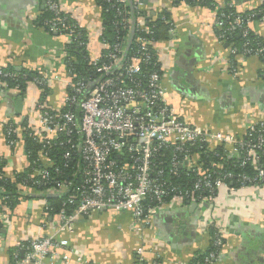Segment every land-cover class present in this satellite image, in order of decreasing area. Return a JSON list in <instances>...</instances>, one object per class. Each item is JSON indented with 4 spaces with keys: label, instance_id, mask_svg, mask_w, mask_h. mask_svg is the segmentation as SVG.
Returning <instances> with one entry per match:
<instances>
[{
    "label": "crops",
    "instance_id": "1",
    "mask_svg": "<svg viewBox=\"0 0 264 264\" xmlns=\"http://www.w3.org/2000/svg\"><path fill=\"white\" fill-rule=\"evenodd\" d=\"M226 0H215V9L181 4L171 0H133L148 18L168 9L174 33L155 47L162 67V85L172 109L187 122L223 134L243 138L252 118L264 119L263 62L255 56L237 55L239 74L229 70V46L218 39L216 20ZM64 11L73 15L89 38L91 55H99L100 8L96 0H61ZM264 0H233L239 12L257 9ZM45 9L44 0H0V67L34 71L47 77L53 110L65 106L71 79L66 66L67 37L46 32L34 23ZM250 30L264 38V20L253 21ZM42 90L29 83L25 96L0 86V161L6 162L7 176L23 171L28 164L24 127L40 128L34 108ZM18 129L17 142L9 147L3 137L4 123ZM5 129V128H4ZM32 194L10 211L8 224L0 220V264L10 262V250L21 258L32 237L53 235L58 215H49V198ZM216 198L210 206L169 204L156 210L152 225L138 233L128 212L94 211L79 219L73 233H61L67 240L47 264H134L138 247L145 248L148 264H188L197 253L210 248L209 228L223 222L225 245L214 264H264V191L239 190L237 195ZM26 245V246H25ZM20 248V249H19Z\"/></svg>",
    "mask_w": 264,
    "mask_h": 264
},
{
    "label": "built area",
    "instance_id": "2",
    "mask_svg": "<svg viewBox=\"0 0 264 264\" xmlns=\"http://www.w3.org/2000/svg\"><path fill=\"white\" fill-rule=\"evenodd\" d=\"M45 1L56 19L46 22L43 29L65 35L69 45L75 30L67 18L61 17L64 11L61 0ZM230 1L231 6L234 5L233 0ZM107 2L120 7V20L115 26L127 34L116 38L114 44L101 40L106 53L91 55L88 48L97 82L77 84L71 77L67 82L69 93L65 106L53 110L38 103L34 113L40 128H27L29 136L41 147L33 166L28 161L26 169L32 168L31 172L17 185L25 195L67 197L57 214L59 220L55 232L32 237L24 256L8 264H47L58 249L69 247L67 240L57 241L56 237L61 233H73L76 222L94 211L128 212L134 231L143 233L152 225L156 210L165 205L197 203L198 206H210L223 193L237 195L239 190L248 188L264 191V159L261 155L264 152V119H251L246 132L256 134L255 140L251 141L184 120L166 100L156 43L146 25V21L153 18L139 16L133 20L126 11L129 0ZM68 15L74 18L70 13ZM253 17L251 15L247 20L248 29ZM226 19L223 13L217 16L216 29H224ZM237 25L241 27L243 21L238 19ZM135 28L142 35L135 39L136 50L129 52ZM243 35L247 36L246 30ZM218 39L224 42V35ZM263 53V48H247L241 55L259 58ZM231 55H238L235 47L229 48V57ZM228 64L236 77L240 71L238 66L233 67L230 59ZM5 78L15 79L17 75L0 67V79ZM50 81L41 75L32 83L42 87L48 86ZM0 86L8 87L2 80ZM14 90L20 93L18 87ZM4 126L3 137L9 147H14L17 140L13 137L18 134V129L8 122ZM217 146L223 147L231 157H240L241 167L253 166L255 175L227 172L220 176L216 173L220 164L206 168L200 158L202 153L198 151ZM166 153H171L170 158L161 160ZM166 163L169 169L164 167ZM23 171L13 173L11 178L5 171L4 177L15 182L16 175ZM183 175L189 180L183 179ZM179 181H186V184ZM229 181H234L236 186L230 185ZM5 200L0 196V220L7 225L10 210ZM67 206L75 209L68 213ZM211 225L219 229L214 245L220 249V254L225 245L226 229L222 221H212L207 228ZM144 254L145 248L138 247L135 252L138 262L144 261ZM216 255L211 254L210 259H216ZM68 262V257H63V263Z\"/></svg>",
    "mask_w": 264,
    "mask_h": 264
},
{
    "label": "trees",
    "instance_id": "3",
    "mask_svg": "<svg viewBox=\"0 0 264 264\" xmlns=\"http://www.w3.org/2000/svg\"><path fill=\"white\" fill-rule=\"evenodd\" d=\"M45 2V9L42 11V13L36 18L34 21L35 25L37 27L43 28L46 22L48 21H54L56 19L54 13L50 11L46 6ZM97 5L100 8V19L101 24L103 27V32L101 34V40H105L108 44H114L116 41V38L119 36H124L127 34V31L121 30L118 26L116 27L115 24H117L120 20V17L118 15V7L117 5H114L113 3L107 2V0H96ZM225 7L221 8L218 11V16L220 17L221 14H225L227 17L225 22V27L221 31L216 29L217 36L224 35V44H227L229 48L235 47L238 51V55L243 54L245 50L248 48L250 50H256L259 48L264 49V38L256 35L254 32H252L250 29L246 27L247 20L251 15H254V17L251 19V21H260L264 19V3L259 6L257 9L254 10H247L244 12H239L237 7L235 5L231 6V1L226 0L225 1ZM181 4H185L187 6H199V7H207L211 9H215L217 7V3L215 0H171V5L173 8H176L180 6ZM126 11L129 12V15L133 18V20H137L139 16H142L143 18H147V14L142 13L139 11L132 0H129V2L126 5ZM62 18H67V22L74 27L75 35H73L72 43L67 45L66 47V66L67 69L70 71L71 77L74 81V83H90L94 84L98 80V76L96 75V72L93 69V66L91 65L90 61V54L88 51V44H89V38L87 31L81 27L79 22L75 20L74 18H70L68 13L65 11H62L61 14ZM241 19L243 21V25L241 27H238L237 20ZM146 25L152 32V35L150 36L155 43L167 41L171 38V29L174 28V21L172 17V13L165 9L160 13H157V15L153 18L152 21H146ZM135 27V26H134ZM247 31V36L244 37L243 31ZM136 31V32H135ZM47 32V31H46ZM50 34H55L52 32H49ZM57 35V34H56ZM139 35H142L141 32H138L137 28H135L132 38L130 39V43L128 46L129 52L136 50L135 45V39ZM104 51V53H106ZM237 55H231L229 59L231 60L232 66H237ZM259 59L264 64V53L259 56ZM151 68V66L149 65ZM7 71L9 73L17 75V78L11 79V78H5L0 79L2 82H5L8 85V89H15L19 88L20 90V96H25L27 93V89L29 86V83L33 82L35 79H40L41 75L39 73H36L34 71H28V70H21L17 71L15 68H8ZM261 78L264 80V68L261 71ZM42 90V93L40 95V104L41 107H48L47 105V97L50 94V88L49 85H44L40 87ZM66 107H70L67 105ZM66 110V109H64ZM74 111L76 109L74 108ZM23 127L25 129L24 131V141L26 146V151L28 153V161L32 163L36 158V153L40 149V145H38L32 137L29 136L27 132V125L26 123L23 124ZM17 135L13 137V139L17 140ZM256 134H249L246 133L243 137L245 141H251L255 140ZM198 151V150H197ZM198 152H201V160L204 163L206 168H209L213 165L220 164L221 169L216 168V173L223 175L224 173H233L236 175L247 173L250 176L255 175V169L250 164H247L245 167H241V158L233 156L231 157L230 153L224 151L223 147L217 146L214 149H209L204 147V149L199 150ZM171 153H166L165 158L161 160H167V158H170ZM262 158L264 159V152L261 154ZM6 167V162L0 161V196L5 197L6 200L4 203H6V207L13 211L17 205L21 202V199H27L28 195L23 194V192L18 188L17 184H21L24 182L25 178L28 176V174L31 172L32 168L24 170L21 174L16 175V181L13 182L11 179H8L4 177V172ZM165 168L169 169V164L166 163L164 165ZM211 169V168H209ZM183 179H188L185 175L182 176ZM189 180V179H188ZM180 183L186 184V181H179ZM229 184L232 186H236L234 181H229ZM66 196H53L48 199L49 209L48 213L49 215H56L60 212L61 209H63V203L66 201ZM73 209H75L74 206H67V211L70 213ZM1 225V224H0ZM219 232V229L216 225H211L209 228V238H210V248L204 252V253H197L195 257L188 263V264H214L213 261L216 259H210L211 254H217L216 258L219 256L220 249L214 245V242L216 240L217 234ZM225 243V240H224ZM26 246V245H25ZM10 263H14L17 259L21 258L20 250L18 249H11L10 252ZM16 254V257H15ZM158 261L154 264H158ZM134 264H148L146 261L138 262L135 257V263Z\"/></svg>",
    "mask_w": 264,
    "mask_h": 264
},
{
    "label": "water",
    "instance_id": "4",
    "mask_svg": "<svg viewBox=\"0 0 264 264\" xmlns=\"http://www.w3.org/2000/svg\"><path fill=\"white\" fill-rule=\"evenodd\" d=\"M190 207H199L197 203H193L189 205ZM102 211H107V209H103Z\"/></svg>",
    "mask_w": 264,
    "mask_h": 264
}]
</instances>
